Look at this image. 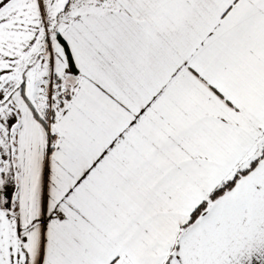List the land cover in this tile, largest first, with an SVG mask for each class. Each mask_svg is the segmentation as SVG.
I'll use <instances>...</instances> for the list:
<instances>
[{
  "label": "snow or ice",
  "instance_id": "6c2138e0",
  "mask_svg": "<svg viewBox=\"0 0 264 264\" xmlns=\"http://www.w3.org/2000/svg\"><path fill=\"white\" fill-rule=\"evenodd\" d=\"M0 264H264V0H0Z\"/></svg>",
  "mask_w": 264,
  "mask_h": 264
}]
</instances>
